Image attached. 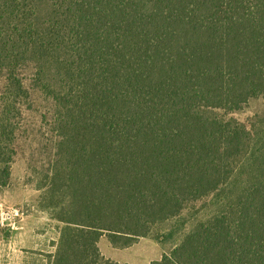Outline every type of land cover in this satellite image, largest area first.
Segmentation results:
<instances>
[{"label":"trees","instance_id":"trees-1","mask_svg":"<svg viewBox=\"0 0 264 264\" xmlns=\"http://www.w3.org/2000/svg\"><path fill=\"white\" fill-rule=\"evenodd\" d=\"M0 80V187L31 97L11 84L59 85L49 264H123L102 235L124 248L181 218L151 264H264V116L227 117L264 98V0H0Z\"/></svg>","mask_w":264,"mask_h":264},{"label":"rangeland","instance_id":"rangeland-1","mask_svg":"<svg viewBox=\"0 0 264 264\" xmlns=\"http://www.w3.org/2000/svg\"><path fill=\"white\" fill-rule=\"evenodd\" d=\"M10 83L0 80V93L7 88ZM13 86H23L31 93L28 101L21 104L22 116L19 120V130L15 141L16 156L12 165L11 184H15L19 189H25L32 193L31 203L20 206L23 214H32L43 210V195L45 191L47 165L49 159L50 145L53 136L54 115L56 109V96L59 85H38L31 83L11 84ZM222 113V112H221ZM264 116V98L252 101L250 104L242 105L237 110L229 113L227 117L234 118L252 128L254 124ZM206 199L203 200V203ZM23 207V209L21 208ZM50 224L56 227L59 224L43 210ZM185 216L188 214L185 212ZM205 218V211L198 216V220ZM182 218L175 221H167L155 227L154 232L146 237L158 241L167 247V252L176 246L188 233L196 222L190 221L188 224L176 228L171 234H166L182 222ZM9 226L0 224V234L5 233ZM138 242V241H137Z\"/></svg>","mask_w":264,"mask_h":264},{"label":"crops","instance_id":"crops-1","mask_svg":"<svg viewBox=\"0 0 264 264\" xmlns=\"http://www.w3.org/2000/svg\"><path fill=\"white\" fill-rule=\"evenodd\" d=\"M30 196V191L19 189L10 183L0 187V206L18 208L17 205L31 203ZM48 221L41 210L23 214L11 224L8 235L0 240V264H49V256L56 252L60 233ZM98 247L106 258L123 264H151L167 252L165 244L150 237H142L131 246L119 248L106 235H102L98 240Z\"/></svg>","mask_w":264,"mask_h":264},{"label":"built area","instance_id":"built-area-1","mask_svg":"<svg viewBox=\"0 0 264 264\" xmlns=\"http://www.w3.org/2000/svg\"><path fill=\"white\" fill-rule=\"evenodd\" d=\"M22 215L19 208L0 206V224L2 225L10 226Z\"/></svg>","mask_w":264,"mask_h":264}]
</instances>
